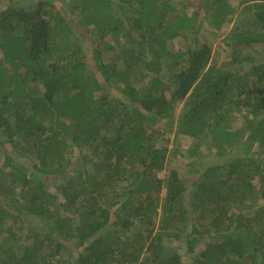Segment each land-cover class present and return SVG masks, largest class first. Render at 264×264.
<instances>
[{
    "label": "trees",
    "instance_id": "1",
    "mask_svg": "<svg viewBox=\"0 0 264 264\" xmlns=\"http://www.w3.org/2000/svg\"><path fill=\"white\" fill-rule=\"evenodd\" d=\"M240 3L222 64L198 16L214 40L228 0H0V264H264V0Z\"/></svg>",
    "mask_w": 264,
    "mask_h": 264
},
{
    "label": "rangeland",
    "instance_id": "2",
    "mask_svg": "<svg viewBox=\"0 0 264 264\" xmlns=\"http://www.w3.org/2000/svg\"><path fill=\"white\" fill-rule=\"evenodd\" d=\"M228 5L230 6V8L233 10L232 15L230 16V18L228 20H230V22H228V20L225 22V24L222 25V28L217 32V36H215V39L212 40L213 38L210 37L211 32L212 31H216L214 27H212L211 25H209V22L206 21L203 17V13L201 10L199 11V16H198V20L199 22H203V34L208 37V41L209 43L212 45L213 48V53H214V58L219 60L221 63L223 62V55H224V51H222V48H225L224 44H223V38L224 36L227 34V32L229 31V29L231 28H235V27H239L242 25L243 19L245 17V11H244V5L240 3V0H228ZM251 4V0H248L247 5ZM194 5L197 6V8H199L198 4L194 2ZM190 13V11H189ZM179 45L184 47L187 45H191L190 40H189V36L184 38V41H180ZM221 48V49H218ZM228 48V47H226ZM226 52V51H225ZM228 61H225L223 63H226ZM222 63V64H223ZM189 145V139L185 138V137H181L176 135L175 129L172 130V134H171V143L169 145V152L170 154L173 153V162L175 163V165L179 164V163H184L185 162V149L186 147H188ZM174 150V151H173ZM192 176V174H191ZM34 221V224L36 225V221ZM36 228L38 229V231H42L41 225H36ZM176 246V245H175ZM201 247V246H200ZM199 247V248H200ZM198 248V249H199ZM177 251L180 253L181 251V247L177 248ZM200 250H204V248H200Z\"/></svg>",
    "mask_w": 264,
    "mask_h": 264
}]
</instances>
